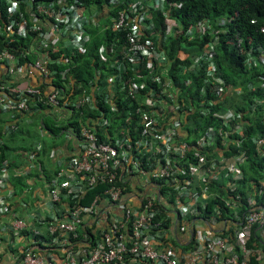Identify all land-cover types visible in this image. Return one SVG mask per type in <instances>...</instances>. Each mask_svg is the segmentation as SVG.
<instances>
[{"label":"built area","instance_id":"2783aa9c","mask_svg":"<svg viewBox=\"0 0 264 264\" xmlns=\"http://www.w3.org/2000/svg\"><path fill=\"white\" fill-rule=\"evenodd\" d=\"M2 1L0 115L13 119L53 110L60 119L65 114L66 122H77L78 132L66 131L82 142L78 154L57 170L46 193L34 194L37 208L45 206L46 215H31L29 220L19 211L12 215L11 233L32 238L31 245L17 248L16 260L20 264H250L253 256L257 259L258 250L249 248V241L256 229L264 242V205L247 185V206L240 215L241 195L236 192L243 180L245 151L228 157L220 151L210 159L203 152L212 150L218 140L225 149L247 140L264 159V132L246 138L248 125L240 123L243 114L227 109L213 115L219 127L198 133L195 150L181 127L182 118L196 106L178 98L179 89L169 75L172 60L163 47L178 37L201 44L198 51H177L173 61L178 62L181 77L201 72L202 93L209 91L218 99L227 91L259 92L250 110L263 111V131L264 48L245 49L241 38H229L242 66L259 72L258 82L233 89L218 77L214 59L220 36L227 35L226 27L233 23L230 18L203 19L183 28L175 17L182 7L179 0H106L105 8L97 6L95 16H86L90 8L78 0ZM94 28L114 34L110 47L120 52L112 74L102 77L97 72L82 85L73 69ZM104 52L101 48V64L106 61ZM189 84L190 79L182 82L184 88ZM100 104L115 114L120 107L126 109L115 130L108 131L111 121L99 110ZM87 112L98 116L87 117ZM198 112L205 116L207 108L201 106ZM17 127L15 122L8 124L4 136ZM3 144L0 139V149ZM38 149L39 145L29 154L28 165L17 177H27L36 167ZM189 152L193 163H186ZM10 170L8 161L0 164V191L8 184ZM212 183L222 187L227 198L211 190ZM99 186L104 188L93 201L80 205L86 193ZM128 196L135 203H127ZM257 197L264 203V181ZM215 198L232 215L207 214V205ZM11 208L0 193V216L12 213ZM218 225L220 230L214 231Z\"/></svg>","mask_w":264,"mask_h":264},{"label":"trees","instance_id":"16d2710c","mask_svg":"<svg viewBox=\"0 0 264 264\" xmlns=\"http://www.w3.org/2000/svg\"><path fill=\"white\" fill-rule=\"evenodd\" d=\"M18 1V0H17ZM38 2H49L55 0H35ZM83 6L90 8L91 6H100L105 4L106 0H78ZM182 3V7L176 11L175 17L181 23L183 28L188 27L191 24H195L203 19L216 21L222 17H227L233 20V23L227 25V35H221L216 49L215 66L218 77L221 78L226 86L239 89L246 88L248 83L258 82V71H248L242 66L241 58L238 56L233 45L229 44V38H241L245 49L250 47L262 46L264 48V32L262 28L264 26V0H179ZM5 11L4 2L0 0V14ZM100 31V32H99ZM229 35V37H228ZM90 41L86 44V51L83 55L78 56L77 65L73 69V74L76 81L82 85L88 84L92 81L96 73L99 72L102 77L108 76L113 73L111 67L113 63L118 60L119 48H111L110 42L114 39V34L110 32H101L100 29L89 30ZM201 44L199 43H187L178 38H171L164 45L163 49L171 62L169 75L174 81V86L179 89L178 98L189 99L190 103L196 106V109L192 113H188L182 118L181 131L186 136L188 143L197 150L196 142L198 133L201 130H205L209 127H219V120L213 115L215 113L224 112L227 109H233L243 114L240 123L248 126L246 127V138L250 136L262 135L263 125L261 123V109L256 113H251L250 107L252 99L260 96V93H242L237 95L236 92L227 91L221 98H215L209 91L202 93L201 85L202 75L200 71H191L186 76H179V69L177 67L178 62L173 61L177 51L181 49L198 51ZM105 48V63H100V49ZM112 51V52H111ZM190 79V84L187 88L182 85L183 80ZM201 106L207 108L205 116H201L198 109ZM99 110L103 112L104 117L111 121V125L108 131L115 130L123 123L125 118V108L120 107L117 114L112 113L107 105L100 104ZM91 118L98 116V112L86 113ZM55 118L45 117L43 124V130L49 131L54 136H60L62 132L66 130H73L74 133L78 132L77 122L72 119L68 122L57 125ZM100 130H98L99 132ZM101 134V132H100ZM12 137V134L9 135ZM8 136V137H9ZM101 136V135H100ZM0 139L4 140V144L0 149V164L4 161L9 162V166L13 167L11 158L13 155H18L20 152H16L15 146H11L7 143V138L4 136L1 128L0 118ZM11 140V139H10ZM12 141V140H11ZM222 151L224 156L228 157L237 154L239 151H245L246 162L242 166L243 180L239 183V188L236 191L241 195V208L240 215L245 212L247 206V198L245 197V189L247 185H251L254 188V195L258 203H264L257 197V188L259 184L264 181V159L250 141L244 140L239 146H229L228 149L223 147L222 142L218 140L212 150L203 152L206 154V159L215 157L218 152ZM186 163H193L194 160L190 157L193 152H189ZM15 158V157H14ZM13 159V158H12ZM185 163V164H186ZM186 168L188 166H185ZM22 178H15L12 180L13 185L23 187L25 184ZM209 187L213 191H217L220 198H227L226 191L215 184H210ZM104 186H99L86 193L84 198L80 200V205H89L95 195L103 190ZM220 198L210 200L207 205L206 213L213 214L216 211L220 212L223 218L230 216L229 210L225 208ZM249 248L254 250H264V243L259 238V232L254 229L250 236ZM256 255L251 258L250 264H258Z\"/></svg>","mask_w":264,"mask_h":264},{"label":"crops","instance_id":"0c3cea01","mask_svg":"<svg viewBox=\"0 0 264 264\" xmlns=\"http://www.w3.org/2000/svg\"><path fill=\"white\" fill-rule=\"evenodd\" d=\"M94 29L98 30L99 28ZM36 116H39V124L42 125V127H44L42 122H44L45 117L48 116L56 119V126L66 123V120L63 119L65 114H62V118L60 119L57 115H55V111L53 110L35 112L31 116H23L13 119H11L9 115H0L2 132L4 133V128L10 123L15 122L18 127L24 122L27 125L29 123L27 119ZM26 125L22 127H25ZM41 131V135L51 139L52 143L48 147L44 148L40 164L32 168L30 174L27 177H24L25 184L22 188L21 186L13 185L12 180L19 178L16 174L28 165L27 158L24 159L20 157L21 153L19 156L14 154L13 156L15 158H11L14 166L11 167L8 184L6 188L1 189L0 191L1 195L12 205V213L0 216V264H20L16 260L17 248L29 246L32 243V238L30 235H27V233H22L21 235L11 233L10 224L13 219L12 215L19 211L23 214L24 218H28L27 220H29V218L31 219V215H39L43 217L46 215L47 209L45 206L37 208L39 204L34 194L38 192L46 193L49 183L55 177L57 170L63 167L69 158L78 154L82 144L81 140L76 135H69L67 131L62 132L60 136H54L46 130ZM6 138L7 143L14 146L15 139H12L11 137V141L9 140V137ZM59 139H61L60 143H58ZM125 200L127 203H135V200L129 196L126 197ZM37 210L41 211L37 213ZM220 228L221 226L218 225L215 226L213 230L219 231ZM177 237H179V234H177ZM256 260L258 264H264V250H258Z\"/></svg>","mask_w":264,"mask_h":264},{"label":"rangeland","instance_id":"374dc122","mask_svg":"<svg viewBox=\"0 0 264 264\" xmlns=\"http://www.w3.org/2000/svg\"><path fill=\"white\" fill-rule=\"evenodd\" d=\"M103 8L105 6L103 5ZM99 8L97 6H91L89 11L86 12V16L90 15H98ZM39 116L36 117H30L27 120L29 123L26 125V123H22L17 127V129L12 133V139L14 138V146L16 148V152H20V157L27 158V162L29 160V154L36 150V148L39 145V149L37 150V156L34 159V164L38 165L42 161V154L45 147H48L52 140L48 139L46 136L41 135V129L39 124ZM26 125L25 127H22ZM45 134V133H44ZM11 137L9 136V140ZM61 142V139L58 140V143ZM41 157V158H40ZM23 182H25V178H23Z\"/></svg>","mask_w":264,"mask_h":264}]
</instances>
